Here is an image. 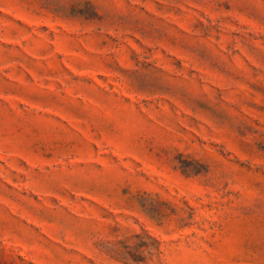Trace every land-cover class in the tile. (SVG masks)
<instances>
[{
  "label": "rangeland",
  "instance_id": "rangeland-1",
  "mask_svg": "<svg viewBox=\"0 0 264 264\" xmlns=\"http://www.w3.org/2000/svg\"><path fill=\"white\" fill-rule=\"evenodd\" d=\"M0 264H264V0H0Z\"/></svg>",
  "mask_w": 264,
  "mask_h": 264
}]
</instances>
